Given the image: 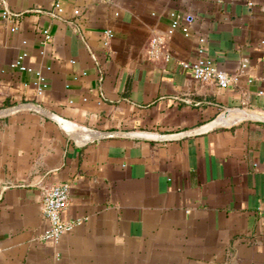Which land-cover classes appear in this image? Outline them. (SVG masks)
<instances>
[{"label": "crops", "instance_id": "crops-1", "mask_svg": "<svg viewBox=\"0 0 264 264\" xmlns=\"http://www.w3.org/2000/svg\"><path fill=\"white\" fill-rule=\"evenodd\" d=\"M7 1L0 111L18 108L0 113V264H264V0H64L60 17L56 0ZM173 10L189 35L167 32ZM156 35L170 59L150 53ZM201 36L230 85L184 67ZM22 47L51 66L43 93L10 66ZM59 182L64 218L84 220L55 243L38 236Z\"/></svg>", "mask_w": 264, "mask_h": 264}, {"label": "built area", "instance_id": "built-area-1", "mask_svg": "<svg viewBox=\"0 0 264 264\" xmlns=\"http://www.w3.org/2000/svg\"><path fill=\"white\" fill-rule=\"evenodd\" d=\"M64 0H56L54 16L60 17L63 12L62 2ZM0 9L3 18L12 17L15 13L9 6L7 0H0ZM190 16L177 11H171V22L167 32L172 34L175 30L181 29L185 35L190 34L189 28ZM17 28V27H16ZM115 32L112 28H105L103 31L102 43L104 46H109ZM53 37V33L50 28L45 27L42 30V36L40 43L42 45L47 44ZM163 38L161 36H153L151 38L150 53L154 56L164 53L165 58L170 59V54L163 52L162 44ZM29 51L27 48L22 47L11 61L10 66L12 68L19 69L24 72H31L35 75L37 84V92H45L49 85V77L46 70L51 69V66H46V69L36 68L27 62ZM75 62L74 59L71 60ZM184 67H188L192 70L193 76L202 81H212L220 86L226 87L234 81V76L225 69L218 66L215 60L208 54L206 47V38L204 36L199 37L197 46V58L193 61H184ZM82 74H87L84 70ZM79 75L76 74L75 78ZM264 93V92H263ZM70 197V184L69 182H59L49 187L43 197V209L44 214L48 220L47 227L39 234L38 238L41 240H48L55 243L60 242L63 234L66 231L73 229L78 224H81L84 220L82 217H76L66 219L63 216V211L67 207Z\"/></svg>", "mask_w": 264, "mask_h": 264}, {"label": "water", "instance_id": "water-1", "mask_svg": "<svg viewBox=\"0 0 264 264\" xmlns=\"http://www.w3.org/2000/svg\"><path fill=\"white\" fill-rule=\"evenodd\" d=\"M28 105L34 106L35 108H37V109L43 111L44 113L53 116V112H52V111H50L49 109H47L46 107H44L43 105H41V104L38 103V102H31V103H29ZM16 108H18V106H11V107H9V108L2 109V110L0 111V113L3 112V111H9V110L16 109ZM229 111H230L229 109L226 110V114L229 113ZM253 115H254L255 117L260 118V119H264V115H261V114H253ZM60 121H64V120L60 119ZM111 133L113 134L114 132H111ZM123 133H126L127 135H131V136H144V135H145V134H143V133H140V134H138V133H131V132H123ZM160 136L163 137L164 135H160ZM157 137H159V135H158Z\"/></svg>", "mask_w": 264, "mask_h": 264}, {"label": "bare ground", "instance_id": "bare-ground-1", "mask_svg": "<svg viewBox=\"0 0 264 264\" xmlns=\"http://www.w3.org/2000/svg\"><path fill=\"white\" fill-rule=\"evenodd\" d=\"M67 123H71V122H69V121H64V125L67 127V128H69V129H72L73 128V126H71V127H69L68 125H67ZM72 124V123H71Z\"/></svg>", "mask_w": 264, "mask_h": 264}]
</instances>
